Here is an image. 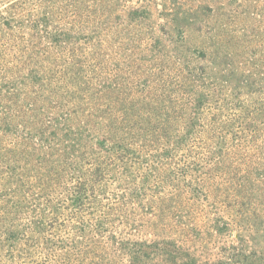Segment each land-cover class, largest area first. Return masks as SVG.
<instances>
[{
  "label": "rangeland",
  "instance_id": "1",
  "mask_svg": "<svg viewBox=\"0 0 264 264\" xmlns=\"http://www.w3.org/2000/svg\"><path fill=\"white\" fill-rule=\"evenodd\" d=\"M0 147V264H264V0H0Z\"/></svg>",
  "mask_w": 264,
  "mask_h": 264
},
{
  "label": "trees",
  "instance_id": "2",
  "mask_svg": "<svg viewBox=\"0 0 264 264\" xmlns=\"http://www.w3.org/2000/svg\"><path fill=\"white\" fill-rule=\"evenodd\" d=\"M25 113L27 114V112H25ZM4 119H5V123L3 124V126L7 125L8 121H9L7 118H4ZM2 120H3V118H2ZM3 149L4 148L0 147V157H3L4 159H7L8 156H9V153L7 151L3 153ZM98 174H100V171L98 172ZM18 182H20V181H18ZM87 187H88V184H82V185H80L79 187L76 188V190L74 191L75 195H76V198H77L76 201H78V200L80 201L83 198V196L86 194V192L88 190Z\"/></svg>",
  "mask_w": 264,
  "mask_h": 264
}]
</instances>
